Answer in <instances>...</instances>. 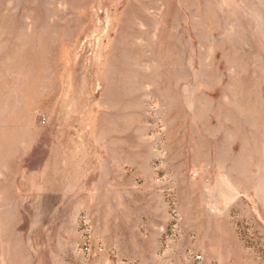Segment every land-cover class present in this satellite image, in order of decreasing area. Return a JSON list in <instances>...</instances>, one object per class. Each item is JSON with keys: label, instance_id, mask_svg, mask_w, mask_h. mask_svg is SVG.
<instances>
[{"label": "rangeland", "instance_id": "1", "mask_svg": "<svg viewBox=\"0 0 264 264\" xmlns=\"http://www.w3.org/2000/svg\"><path fill=\"white\" fill-rule=\"evenodd\" d=\"M0 264H264V0H0Z\"/></svg>", "mask_w": 264, "mask_h": 264}, {"label": "built area", "instance_id": "2", "mask_svg": "<svg viewBox=\"0 0 264 264\" xmlns=\"http://www.w3.org/2000/svg\"><path fill=\"white\" fill-rule=\"evenodd\" d=\"M195 256H196L197 258H199V257H200V255H198V254H197V255H195Z\"/></svg>", "mask_w": 264, "mask_h": 264}]
</instances>
